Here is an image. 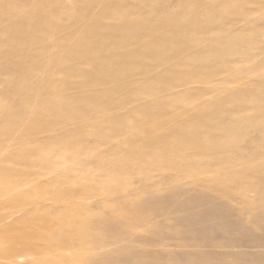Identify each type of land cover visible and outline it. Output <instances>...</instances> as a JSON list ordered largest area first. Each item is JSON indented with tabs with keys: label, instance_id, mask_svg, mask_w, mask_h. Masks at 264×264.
Returning a JSON list of instances; mask_svg holds the SVG:
<instances>
[{
	"label": "rangeland",
	"instance_id": "obj_1",
	"mask_svg": "<svg viewBox=\"0 0 264 264\" xmlns=\"http://www.w3.org/2000/svg\"><path fill=\"white\" fill-rule=\"evenodd\" d=\"M18 1L23 2L32 15L38 13L35 2L31 5L26 2L27 0ZM72 1L49 0L43 4V7L50 12L47 29L45 31L38 29L39 33L43 34L44 40L40 46L31 49L34 52L40 51L56 56H42L36 69L25 72L27 81L19 83L13 98L5 101V103L18 102L23 106L15 117L7 110L0 109V119L4 121L3 127L7 130L0 134V170L3 167L14 166V161L7 160L11 153H20L24 145H32L39 136V139L47 140L53 135L52 131L39 134L30 129L35 114L39 112L42 94L49 89L52 82H60L63 79L60 74L62 65L76 50L81 36L93 26L102 4L110 1V4L117 5L115 1L118 2V0H82L84 2L81 3L92 7V12L68 34L66 14L68 13L69 22L78 20L74 12L67 11ZM149 1L130 0L128 3L137 2L135 10L141 14L146 12L145 21L155 35L161 17L166 18L168 14H175L177 11L184 12L187 8L186 5L181 8L180 3L183 0H165V4L161 7L163 15L160 16L161 12H158V9L147 6ZM233 1L235 3L227 5L229 17L224 14L225 16L215 18L209 29L204 30L201 27L194 29L191 36L197 37V44L195 46L185 44L177 51L169 52L167 62L156 68L153 76L151 73L147 76L142 72L137 74L126 72L114 77L109 88H113L117 95L108 100L109 108L104 105L107 103L96 102L107 93V90L106 93L104 92L107 87L101 83L99 85V77L77 76L78 80L68 83L64 92L67 91V94L77 98V101L65 102V107L70 113L69 118H66L69 124L64 129L63 127L60 129L69 134L68 139L79 133L89 122L107 123L110 119L131 114L138 108L149 110L150 114L147 120L142 115L136 114L124 117L121 124L116 122L115 127L122 129L119 134L116 128L108 127L75 143L82 148V152L71 158H57L58 149L50 150L46 160L27 171L24 181L15 182L5 192L0 193V233L6 236H14L19 231L34 234L37 230H42L41 223L39 228V222H42L44 216L55 214L60 215L58 220L60 228L64 231L70 230L76 216L80 218L91 214L95 216L102 211L103 206L111 203L120 206L123 201L131 198L142 197L145 209L147 211L149 209L153 217L138 228L130 229V232L122 224H116L118 227L112 226L107 234L94 241L92 248L87 250L80 248V240L71 239L62 250L47 249L40 254L28 251L20 253L15 259L0 258V264H264V192L261 191L264 189V177L261 178L259 172L264 167V132L257 129V123L260 121L257 116H251L240 123L236 122L238 115L242 113L243 105L249 107L252 103H258L260 107L259 104L264 100L255 91L250 90L256 86L264 94L262 87L264 86V6L260 11L246 12L240 9L241 0ZM203 2L206 8L212 7V0L209 2L203 0ZM241 14L243 20H239ZM172 20L175 28L182 32L188 27H193L190 25L192 19L184 21L181 16L175 15ZM245 26L249 29L257 27L259 32H252L251 35L248 34L249 36L243 34L242 28ZM139 28V25H125L122 30L114 31L113 36H118L125 30L131 37H136L140 33ZM94 30L100 32L103 28L97 27ZM207 30L209 31L206 32ZM250 37L253 38L252 40H259L260 46L250 45L251 39H248ZM64 39L65 41H62ZM20 40L22 36L17 35L11 40L12 42L10 41V45L14 47ZM132 49L137 50L138 47L133 46ZM117 53L119 62L126 63L124 57L126 51L117 50ZM200 54L204 56L200 58ZM71 58L74 60L67 63L69 71L75 76L81 74L86 64L84 66L83 63H78L87 62L88 59ZM31 61L36 62L37 59L32 57ZM212 64L219 67L218 74L206 75V68ZM238 99L242 103L238 104ZM223 103L225 107L226 104L230 105L227 111L224 110V105L219 107ZM240 104L243 105L240 107ZM234 105L239 108L234 109ZM91 106L95 108L92 109ZM210 106L216 108H209ZM205 112H213L211 114L219 118L218 130L224 137L228 138L236 131L246 136L245 140H239L241 143L236 141L234 152L227 156L229 163L226 166L217 161L219 158L217 151L208 148L204 155L210 160L209 162L206 160V164L208 163L211 168L201 172L198 170L197 173L184 178L166 181L159 185L157 180L163 178L164 174L133 175L132 182L143 184L141 190L134 188L126 190L121 188L122 185L117 181L107 180L114 174L116 166L124 160L129 159L131 164H138L135 154L131 153L136 150L135 147L143 148L149 139L170 134L178 123L184 120L198 121L203 113L206 114ZM251 114L254 115V112ZM131 141L132 144L125 146ZM239 156L245 160L237 159ZM249 156L252 158L250 159ZM149 159L146 158L145 161L152 165V160ZM238 161H241V164ZM245 161L247 166H244ZM248 170L247 176L245 174ZM239 173L241 174L238 175ZM228 175H235L231 177L234 181L230 185V190L224 192L223 189L220 191L208 187L207 182L217 177H222L223 181L224 178L228 180ZM227 180L225 182L228 183L230 180ZM253 182L256 183L255 186L259 183L257 189L262 188L259 189L261 193L253 187L254 184L251 185ZM232 187H236V192ZM238 192H241L240 195ZM259 193L263 196L259 197L260 195H257ZM243 194L249 198L259 197L258 204L255 203L257 206L255 204L250 206L244 201V196L242 201ZM28 197L31 200L18 207L6 205L12 200ZM4 241L0 240V243ZM34 241L37 242L36 238Z\"/></svg>",
	"mask_w": 264,
	"mask_h": 264
},
{
	"label": "bare ground",
	"instance_id": "obj_2",
	"mask_svg": "<svg viewBox=\"0 0 264 264\" xmlns=\"http://www.w3.org/2000/svg\"><path fill=\"white\" fill-rule=\"evenodd\" d=\"M48 1L49 0H27L26 2H28L29 4L32 5L33 2H35L38 6V13L36 15H32V13L26 9L25 4L21 1L0 0V109L2 111L7 110L8 113L14 117L20 110H22L23 106L21 105V103L18 102L5 103V101H9L10 98H13L15 89L18 84L26 80L25 75L27 73L25 72L30 71L32 69H36L42 56H56V54L50 55L40 51L34 52L31 49L36 46H40L44 40L42 38L43 34L39 33L40 31H38V29H44L43 31L47 29V20L50 12L43 7V4L47 3ZM81 1L82 0H73L70 8H68L69 10H67L70 13L74 12L78 18V20L75 22H69L68 13L66 14L65 22L67 26V32L69 30L68 34H70L71 30L76 27L80 22H82L92 12V7L81 3ZM128 1L130 2V0H118V2L115 1V4L117 5L110 4V1H107L102 4L100 12L98 13V15L96 14L97 16L95 17L93 26L87 33H84V35L81 36L82 38L79 40L76 50L69 56V60L62 65L60 74L62 75L63 79H61L60 82H52L49 89L42 94V97L40 99L39 112L35 114L30 129L35 133L37 132L39 134H42L43 132L45 133L47 131H52L54 133L47 140H41L39 139V136L38 140L36 139L32 145H24L23 150H20V153L14 152L10 154L7 160L14 161L15 164L11 168H1L0 193L5 192V190L11 187L13 183L24 181L25 177L27 176V171L31 170L32 167L42 162L43 160H46V156L50 150L54 148L58 149L57 158H71L82 152V148L78 147L75 143L83 140L86 137L97 134L108 127L116 128V122L117 124L123 123L124 117L139 114V116L142 115L147 120V117L150 114L149 110L138 108L134 111L136 113L132 112L131 114H127L126 116L123 115L114 119H110L108 117L110 120L107 123L89 122L82 127V130L79 133L70 136V138L68 139L69 134L63 131L64 127L68 126L69 124L67 122L68 119L66 121V118H69L70 115L69 110L65 107V102L66 100L77 101L76 97L70 96L66 93L67 91L64 92L65 86H67L68 83H70L71 81L75 82L76 80H78L77 76H82L81 78L86 75L99 77L98 83L99 85L103 84L107 87V89L104 90L105 93L107 90V93L105 94V96H101L99 101L96 102L100 104L107 103L109 99H112L117 95H115L116 91H114L112 87V89L109 88L110 83H112V81L115 79L114 77H116L118 74L126 72L131 74H137L139 72H142L146 73L147 76L149 75V73H151L153 76L155 69L159 68L161 65H163V63L165 64V62H167V54L169 52L177 51L179 48H181V46L185 44L189 46H195V44H197V37L195 38L194 36V39L191 36V32L194 29L201 27L206 30L209 26L212 25V22H214L215 18L223 16L224 14H227L226 16L229 17V9H227V5L228 3L234 2L233 0H212V7L208 6L209 8H206V6H204L205 2H203V0H183L180 4L181 8L186 5V12L184 11V13L182 11H177L175 12V14H168L167 17L164 14L166 18L161 17V19L159 20V26L155 29L157 34L155 35L154 33H152V31H150L149 25L145 21L146 12L141 14L135 10L138 0L136 3L133 4H129ZM217 1H221V3L219 4V2ZM222 3L224 5H221ZM239 3L241 6L240 9L246 12L248 10L260 11L264 6V0H241V2ZM148 4L149 5L147 6H151L155 8V10L158 9V12H161L160 16L163 15V10H161V7L165 4V0H150ZM175 15L181 16L184 21L187 19H192L193 22L191 21L192 23H190V25H193V27H188L187 30L185 29L186 27H184L185 30H183V32L177 30L173 25L174 21L172 20L174 19ZM242 18L243 14H241V18H239V20H243ZM129 22L131 24H128ZM125 25H139L140 33L138 34V36L131 37L127 34V31L125 30H123L122 33L120 32L118 36H113L114 31L122 30ZM97 27H102L103 30L100 32L95 31L94 29ZM208 31L209 30H207L206 32ZM242 32L243 34L245 33L248 35L252 32H259V29L257 27L249 29L247 28V26H245L242 28ZM17 35L22 36V40H20L18 44L13 47L10 45V43L12 42L11 40H13V38H15V36ZM248 39H251V41H249L251 42L250 45L254 44L257 46L261 44L258 43L259 40H252L253 38L251 37ZM62 41H65V39ZM133 46L138 47V49L133 50ZM117 50L126 51V54L124 56L127 60L126 63L119 62ZM201 56L204 55L200 54V58ZM32 57L36 58L37 61L32 62ZM71 57H78L80 60H82L81 58L83 57L88 59L87 62L80 61L78 63H83L82 65L84 66L86 64V67L83 69V72L81 71V74L75 76L72 72L69 71V66H67V63L70 62V60H74ZM213 65L214 64L209 65L206 68V75L215 76L218 74L219 67ZM250 90L253 92L255 91V93L259 94L262 97V100L264 99V94L256 86L250 88ZM184 101H186V99H184ZM238 101V104L242 103L240 99H238ZM257 104L252 103L249 107L240 104V107L241 105H243L244 110L242 109V113L238 115L236 122L240 123L241 121L249 119L251 116H257V118L260 120L259 123H257V129H260L262 130V132H264V100L262 104H259L260 107H258ZM104 105L107 108L110 107L109 103ZM223 105L224 103L219 105V107H222ZM235 105L234 109L239 108L238 106L235 107ZM211 107L213 108V106H210L209 108ZM229 107L230 105L228 106L226 104V107L224 105V110L227 111ZM91 108L94 109L95 107L91 106ZM208 112L210 111L208 110ZM208 112H205L206 114L203 113L204 115L202 114L198 121L184 120L178 123L177 127L174 128V130L166 136H155V138L149 139L148 143L143 148L139 147L140 149H138L137 147H135L136 150L131 153L135 154L134 156L138 159L137 162L139 165L133 162V164H131L130 160L126 159L121 164H119V166H116L114 174L110 175L109 179L107 180H109L110 182L117 181L119 185H122V187H119L123 189L125 188L126 190L128 188L141 190L143 184H137L132 182L133 175L142 174L150 176L155 173L164 174L165 176L163 175V178L157 180V184L159 185L163 184L166 181H173L177 178L180 179L182 177L184 178L190 174L197 173L198 170L199 172H201L203 170L211 168L208 163L206 164V160H208V158L204 155V152L208 148H214L217 151L216 154H218L219 157L217 161H220L221 165L224 164V166H226V164L229 163L227 160V156L234 152L236 141L245 140L246 136L239 134L240 132L236 131L230 137H224L220 133V130H218L219 120L217 119L219 118H215L212 115L213 112H211L212 114ZM252 112H254V115L251 114ZM77 115L81 116L80 113H77ZM3 123L4 121L0 119V134L3 133V131H7L3 127ZM61 127H63V129H60ZM121 131L122 129L116 130L118 134L121 133ZM135 139L137 140V138H134V140ZM256 140L258 139L256 138ZM241 141L239 142L241 143ZM130 144H132V141L129 142V144L127 145L125 144V146H128ZM129 148L127 147L126 149ZM249 157L250 159L252 158V156ZM146 158H150L149 160H152V165H150L151 163H146ZM239 158H241V156H239L237 159ZM240 160L244 161L245 158H241ZM209 161L210 160H208V162ZM241 161L238 162H240L241 164ZM236 163L237 161L235 162V164ZM16 164H18L17 167L15 166ZM244 166H247V164ZM259 172L261 175L260 177H264V167ZM171 174L172 176H170ZM240 174L241 173H239L238 175ZM253 174L255 175L254 172ZM245 175H249V170ZM233 176L235 175H228V180H230L228 183L225 182L227 178H224V181L222 177L214 178L212 179V181L207 182L208 187L216 188V190L223 189V191L230 190V185L234 181L231 180V177ZM247 184L249 185L248 182ZM253 184V187H256V190L258 192V190L260 189H257L259 183L257 186H255L256 183L253 182L251 185ZM260 184L262 183L260 182ZM232 190L230 192H232ZM246 190L248 191V189ZM256 190L255 192L252 190L255 193L254 195H256L257 193ZM261 191L264 192V189ZM235 192L234 196L236 197ZM242 192H244V190ZM240 193L241 192H238L239 195ZM260 193L257 195H260L259 197L263 196ZM259 197L255 196L254 198L256 199H254L246 197V195L243 194L241 200L244 198L245 200H243L247 201L250 206H257V200ZM29 200H31L29 199V197L15 199L6 205H15L18 207L21 204L28 202ZM150 200L152 199L150 198ZM114 204L111 203L109 205L107 204L103 206L101 209L102 211L97 213V215L95 216H91L92 214L81 218L76 216L71 228H69L70 230L66 231L62 230L58 224L60 215L56 216L55 214L53 216H44L42 222H39V228L41 223L42 230H37L34 234H31L28 231H19L14 236H6L1 232L0 240L5 241L0 243V258L15 259L20 253H26L28 251L40 254L45 252L47 249L62 250L65 248V245H67V242L69 243V240L71 239L80 240V248H85L87 250L92 248V246L94 245V241L99 240L101 236L107 234L106 232L112 229V226H115L116 224H122V226L126 227V229H128L130 232V229L138 228L146 220L151 219L153 217V213L150 212L149 209L148 211L145 209L142 197L125 200L120 206H117V204L115 206ZM125 207L128 209V211L127 209H123ZM254 209H256V207ZM247 210L249 209L247 208ZM125 211H127V213ZM116 227H118V225H116ZM34 238H36L37 242L34 241Z\"/></svg>",
	"mask_w": 264,
	"mask_h": 264
}]
</instances>
